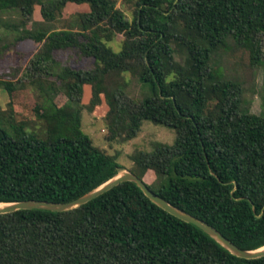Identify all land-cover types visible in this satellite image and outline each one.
Masks as SVG:
<instances>
[{
  "label": "trees",
  "instance_id": "1",
  "mask_svg": "<svg viewBox=\"0 0 264 264\" xmlns=\"http://www.w3.org/2000/svg\"><path fill=\"white\" fill-rule=\"evenodd\" d=\"M123 3L130 19L114 0H0V53L8 40L15 48L38 44L19 79L0 76L10 100L0 107V203L69 202L123 170L81 129L87 88L92 104L104 98L108 143L134 139L146 121L175 132L173 144L153 142L130 156L148 188L240 249L264 247V0ZM65 8L77 11L68 27L58 24ZM117 36L115 52L108 43ZM233 49L262 72L260 90L222 71L218 59ZM69 54L92 68L72 67ZM122 73L139 83L140 97L124 82L105 89ZM31 84L39 90L29 118L41 122L37 132L17 121L11 104ZM254 93L260 114L250 111ZM0 264H264V257L232 255L123 182L73 210L0 214Z\"/></svg>",
  "mask_w": 264,
  "mask_h": 264
},
{
  "label": "rangeland",
  "instance_id": "2",
  "mask_svg": "<svg viewBox=\"0 0 264 264\" xmlns=\"http://www.w3.org/2000/svg\"><path fill=\"white\" fill-rule=\"evenodd\" d=\"M116 7L121 9L128 19L131 18V11L129 5H124L123 0H114ZM59 25L63 27H68L70 25V19L77 13L76 10H70L68 8L63 9L61 12ZM36 16H33L35 20ZM59 27V26H58ZM122 40L121 36H117L113 42H109V46L113 48L115 52L119 51V44ZM7 45L6 48L0 53V76L8 75V77L18 78L23 72L27 61L32 56L34 50L37 49L38 44L33 43L31 40H26L17 44L16 48L10 41H5ZM264 44V39H263ZM2 49V48H1ZM264 54V47H263ZM65 56H62V59ZM69 63L74 68H92V61L89 59H79L74 57L72 54L68 55ZM222 71L230 76H235L238 79L244 81L245 85L250 88V90L256 87L258 90L263 86L262 72L260 70L251 69L249 66L248 53L242 49H233L228 51L225 55L218 59ZM125 83L127 86V91L133 95L140 97V85L135 80H132L128 74H118L109 77V80L105 84V89L109 92L114 88V85L118 83ZM31 87V88H30ZM27 90L21 91L17 90L11 98V104L14 112L17 115V121L28 122L29 126L28 132H37L41 130L42 125L38 119H29L31 117L32 108L34 104L38 103L39 90L37 85L31 84V86L26 85ZM2 91V90H0ZM27 93V95H24ZM101 103L92 104L90 101V93L86 88L83 90L81 101L79 103V112L81 117V129L82 131L92 140L94 146L99 148L102 152L109 155L115 156L117 163L123 168V171L132 172L134 166L130 160V156L139 150L149 151L151 149V144L153 142H160L164 144L171 145L175 140V132L172 129L161 125H154L151 122H143L140 132L138 135L127 142H114L108 143L105 138L107 135L106 125H105V110L106 106L104 104V98L101 96ZM251 101L250 111L253 114H260V98L259 94H253L249 97ZM9 97L3 91L0 92V107L4 110L8 107ZM34 125H39L36 127ZM27 126V125H26ZM152 176L147 178L149 184L152 183Z\"/></svg>",
  "mask_w": 264,
  "mask_h": 264
},
{
  "label": "water",
  "instance_id": "3",
  "mask_svg": "<svg viewBox=\"0 0 264 264\" xmlns=\"http://www.w3.org/2000/svg\"><path fill=\"white\" fill-rule=\"evenodd\" d=\"M123 182H132L134 183L147 197L152 203L157 205L159 208L169 213L170 215L186 222L190 223L205 234H207L210 238H212L215 242L221 245L224 249H226L229 253L239 258L244 259H257L260 257H264V247L258 248L256 250H243L234 245L231 241L225 238L219 231L214 229L212 226L208 225L206 222L186 213L185 211L179 209L178 207L170 204L168 201L160 197L158 194L154 193L148 186L135 174L129 171H123L118 173L114 177L105 181L95 189L90 192L82 195L79 198H76L72 201L65 203H54V202H45V201H20V202H12V203H0L3 204L0 208V214L12 213L19 210H46L51 212H65L69 210H73L78 208L81 205L86 204L94 198L106 193L112 188L118 186Z\"/></svg>",
  "mask_w": 264,
  "mask_h": 264
},
{
  "label": "bare ground",
  "instance_id": "4",
  "mask_svg": "<svg viewBox=\"0 0 264 264\" xmlns=\"http://www.w3.org/2000/svg\"><path fill=\"white\" fill-rule=\"evenodd\" d=\"M2 206H4L3 204H0V208L2 207ZM264 249V248H263Z\"/></svg>",
  "mask_w": 264,
  "mask_h": 264
}]
</instances>
